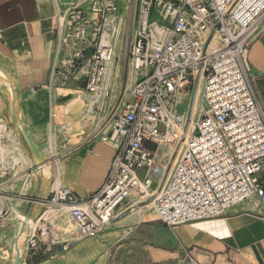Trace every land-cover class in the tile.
Returning a JSON list of instances; mask_svg holds the SVG:
<instances>
[{"label":"built area","instance_id":"2783aa9c","mask_svg":"<svg viewBox=\"0 0 264 264\" xmlns=\"http://www.w3.org/2000/svg\"><path fill=\"white\" fill-rule=\"evenodd\" d=\"M95 5L101 14L119 11L115 0H95ZM83 17L78 11L74 19ZM263 22L264 0H138L129 52L136 80L129 101L121 110L113 108L94 136L116 150L107 181L85 200L57 182L40 204L66 209L82 239L107 231L132 198L150 202L155 217L149 222L168 228L220 219L254 197L264 213V108L249 63ZM64 37L60 27L58 57ZM113 54V41L103 40L95 56L81 52L71 61L56 60L47 89L67 86L88 66L82 74L87 92L93 99L109 95L102 87ZM189 116L195 118L189 138L163 185L154 174L159 147L167 143L169 130L181 138L173 128L180 126L183 133ZM35 232L27 242L34 259L42 246Z\"/></svg>","mask_w":264,"mask_h":264},{"label":"crops","instance_id":"0c3cea01","mask_svg":"<svg viewBox=\"0 0 264 264\" xmlns=\"http://www.w3.org/2000/svg\"><path fill=\"white\" fill-rule=\"evenodd\" d=\"M136 7L137 17L138 0ZM60 12V5L55 0H0V71L14 83L18 117L22 114L25 120L34 112H42L48 103L51 113L50 143L55 110L64 107L62 116L65 124L61 131L65 137L57 140V136L56 139V146L61 152L56 163L59 174L55 172L48 194V182L35 179L32 194L47 199L54 185L59 182L78 199L85 200L105 185L116 150L100 138L88 135L79 125L84 108L81 80L74 79L68 86L51 92L47 89L54 63L64 58L63 54L58 57L56 53L57 30L63 25ZM249 63L254 88L264 108V22L259 37L251 47ZM10 96L8 88H0V117L8 125L12 121ZM26 128L28 132L32 130L34 136L35 143L31 139V147L26 139L24 143L16 128L15 132L18 135L16 139L30 159L28 149L33 152V143L44 153L45 123L44 127H40L31 126L28 122ZM67 128H71V132L67 133ZM20 129L23 130L22 127ZM8 144L9 150L14 147L10 140ZM8 186L12 188L11 184ZM17 188L20 186L12 189ZM30 203L22 206V213L25 217L28 214L37 217L43 206ZM142 205L132 198L117 211L116 219L110 225L112 232L107 234H118L119 238L111 236L112 243L102 252L111 250V255L113 249L126 253L132 249L139 250L149 254V264H264V213L257 197L236 206L220 219L179 226L172 230L144 226L149 221L143 220L145 209L141 216L140 209L147 207H140ZM12 213L11 210L0 211V232L2 228L13 230L19 224L11 219ZM143 234L148 235L145 244L136 237ZM5 243L8 244L2 242L0 247ZM91 252V248H72L69 252H59L41 246L40 254L35 259L29 251L26 252L24 264H88V257L93 256ZM0 264L13 263L2 258Z\"/></svg>","mask_w":264,"mask_h":264},{"label":"rangeland","instance_id":"374dc122","mask_svg":"<svg viewBox=\"0 0 264 264\" xmlns=\"http://www.w3.org/2000/svg\"><path fill=\"white\" fill-rule=\"evenodd\" d=\"M61 8V21H62V27L65 28V37L64 39H68L69 44H71V48L69 50H65L66 44L63 46V55L64 59L67 61H71L74 56L77 53L84 52L85 56L87 58L91 57L92 55H96L97 46L101 41L104 40L105 35L109 36V40L113 41L114 44V54H113V62L111 63L110 67V73L108 77V85H111L106 89L104 86L102 87L104 91H107L109 95H100V98H92L94 94L87 92V82H85V79L83 77V73L85 74L89 71V67L86 66L84 71L77 76L78 80H81L84 89L83 91V99H84V108L82 111L80 124L82 126V130L87 132V134H91L92 137L96 136L99 131H101L104 123L107 121L108 116L110 115L113 108H117L119 106L120 110L123 108V105H125L126 101H129V88L131 85L135 82L136 76L134 72L131 69L130 62H129V52L130 47L133 41V38L135 36V18H136V2L137 0H115L119 11L117 13H108V14H101L98 12V8L95 5V0H55ZM78 11H82L84 13V17L80 20H76V15ZM109 19L114 20V24ZM84 22H86L84 24ZM65 25V27H64ZM85 28V34H82V29ZM58 44V42H57ZM93 49H91V47ZM87 51V52H85ZM95 70V69H94ZM132 74V76H131ZM71 83V82H70ZM69 83V84H70ZM68 84V85H69ZM67 85V86H68ZM5 87L8 88L11 96L10 100L12 102V89L14 88L13 81L8 78L4 73L0 71V88ZM66 87V86H64ZM64 87H57V89H61ZM12 97V98H11ZM63 108L61 109L56 108L53 122L54 124V130L55 135L54 137L51 134V143L49 138V132H50V123H51V113L48 109V103L46 106H44V109H42V112H34L32 113V116H29L27 118H24L21 116L22 114H19V117L17 119V122L20 124V127L25 129L26 123L30 122L31 126H40L44 127L45 123V135H46V141L45 146L43 148L44 153L42 152L44 159L47 161V164H43L39 160H37V157L35 153H31L33 158H30V165L26 167H22V170H24V173L26 175L24 178L20 179V181L13 180V177H11L10 174V168L9 170H3L5 168H2L0 166V197L8 199V204L10 203V200L12 204H15L17 201H22V206L27 203L31 202L30 204H40V198L39 196H35L32 194V189L35 185L30 184L28 185L32 180L35 181V179L48 182V189L46 191V194L49 193L50 187L53 184V179L55 175V165L59 159L60 150L56 146V139L58 136V139H63L65 137V133H62L61 127L64 123V116H62ZM184 114V113H183ZM12 121H9L10 127L13 129L14 132V138L16 139V136L18 138V135L16 134L15 130V120L13 116L10 114ZM1 118V117H0ZM3 121L4 119L1 118ZM28 120V121H27ZM195 121V118L193 117L192 121ZM5 122V121H4ZM6 123V122H5ZM191 123V116L187 119V122L183 126V134L181 138H178L175 135H172V139L167 141V143L162 144L159 147L158 151V165L154 171L155 177L159 180H163V185L167 182L171 168L173 167V164L175 163V156H177L183 149V139L184 135L189 130V125ZM8 129L11 130L9 125ZM56 125V126H55ZM32 129V128H31ZM192 129V128H191ZM190 129V130H191ZM64 130V129H63ZM66 132H71V128L65 129ZM60 131V132H58ZM107 132V130H105ZM29 137L34 141V136H32V130L29 132L27 131ZM16 135V136H15ZM4 139V140H3ZM3 137L2 138V144L0 145L5 150V154L8 155L9 150V144L8 139ZM31 139H29V145L31 147ZM17 140V139H16ZM18 141V140H17ZM19 142V141H18ZM55 144L56 151L55 156L52 158V155L50 153V147L51 145ZM3 145V146H2ZM182 147V148H181ZM32 150V149H31ZM174 154V157L170 159L171 154ZM35 161V163H34ZM169 165V169H165L166 165ZM29 168V175H27V169ZM17 171L19 170V167L16 168ZM20 170V171H22ZM5 172V173H4ZM31 176V177H29ZM7 184H11L12 188L20 186V188L12 189L11 187H7ZM36 184V181H35ZM4 185V186H3ZM32 187V188H31ZM32 198V199H31ZM136 201V200H135ZM10 203V204H11ZM149 205V206H148ZM144 212L141 211V216L143 212V220L145 222L152 220L155 215L153 211V207L148 203H144L140 207H145ZM61 210V208H55V207H41V211L39 212V215L37 217H26L28 219V222H24L21 219H12L13 221H18L19 224L16 226L15 229H5L2 228V232H0V244L2 242H7L8 244L2 245L0 247V259L2 258L8 260L11 263H15V256L20 255L21 261H23V264L25 263V254L28 251L27 248V242L30 236H32L34 231L38 226L40 228H37V231L35 234L39 237L41 240L42 246L49 247L51 246L54 250L59 252H69L72 248L76 249H90L92 250L91 254L93 256H89L88 258L90 261L88 264H97L99 256H102L103 249H106V247L112 243L111 236H118L119 235H108L107 233L112 232V229L110 228L108 231L103 232L104 234L94 237V238H81V235L79 233L77 225L72 221L70 216L66 214V212H60L58 210ZM6 210V206L0 203V211ZM13 212V211H12ZM53 213V216H50V214ZM62 215L64 219L66 220L62 221L58 219L57 215ZM13 215V213H12ZM24 215V214H23ZM12 217V216H11ZM30 220H33L36 228L35 230H29V233H27V227ZM41 220V223L40 221ZM63 223V224H62ZM69 224H72V227H74L75 232L73 233L74 237L73 239L70 238H62V235L65 233H68L67 226ZM69 225L68 227H70ZM144 226H147V228H156V229H169L167 226L159 223V222H147L144 223ZM44 227V228H43ZM171 229V228H170ZM172 230V229H171ZM43 231H47L49 234V237L47 240L43 239ZM27 233V234H26ZM54 237H58V241L56 240V243L53 240V234ZM56 235V236H55ZM148 235H140L136 236L139 242H143L144 244L148 242L147 239ZM62 238V239H60ZM76 239H80L75 241ZM116 239V240H117ZM115 240V241H116ZM66 243H63V242ZM45 242V243H43ZM114 242V241H113ZM53 244V245H52ZM79 245V246H78ZM4 246V247H3ZM9 247V248H8ZM64 249V250H62ZM133 250L129 253H126L125 251H116V249H113V253L109 256L108 255V261L107 264H149V254L146 252H142L137 250ZM23 252V257H22ZM111 253V250H110ZM97 258V259H96ZM106 261V260H105ZM22 263V262H21ZM106 264V263H104Z\"/></svg>","mask_w":264,"mask_h":264},{"label":"bare ground","instance_id":"6f19581e","mask_svg":"<svg viewBox=\"0 0 264 264\" xmlns=\"http://www.w3.org/2000/svg\"><path fill=\"white\" fill-rule=\"evenodd\" d=\"M108 21H110L112 23L114 22V20H112V19H109ZM64 27H65V25H64ZM107 40H109V36L105 35L104 41H107ZM65 41H66V46L64 48H65V50H69L72 46H71V44H69L67 38L65 39ZM113 60H114V58L110 62V67H111V63L113 62ZM109 73H110V68H109V72H108V77H109ZM131 76H132V74H131ZM108 77H107L106 82L104 83V87L106 89H108V87L110 86V85H108ZM200 93H201V89L198 88V90L196 92V97H195L194 111H195V108L197 107V103H198ZM12 96H13V93H12ZM54 105H55V101H54ZM54 124H55V122H53L52 131H51V134L53 137L55 135ZM191 127H192V120H191V123L189 125V130L184 136L183 145L187 142V140L189 138ZM173 130H175V132H177L179 135L181 134V136H182L183 133L181 132L180 126H174ZM172 135H173L172 130H169V132H168V140L169 141L172 139ZM3 137H5L8 140H10L11 142H13L14 147L12 149L10 148V151H8V155H6L3 147L0 146V166H2V168H5L3 170H6V168H7V170H9V168H10V174H11V177H13V180L15 179L16 181H20V179L24 178V176L26 175V173H24V170H22V167L24 168L26 166H29L31 162H30V159L27 156L25 150L21 146V144L14 138L13 130L12 129L9 130L6 123L0 118V143H1V139ZM32 149H33V152L35 153V155L37 157V160H39L43 164H47V161L44 159L42 152L38 149V147L34 143L32 144ZM55 149H56V147H55V144L53 143V145H51V147H50V153L52 155V158L55 156V154H54ZM17 167H19L18 171L16 169ZM20 170H22V171H20ZM30 184L35 185V181L32 180L28 185H30ZM8 202H9L8 199L0 197V203L3 204L4 206H6V210L13 211V215L11 217L13 220L19 218L24 222L25 221L28 222V219L22 213V201H17L15 204H12V203L8 204ZM10 202H13V201L10 200ZM147 207H145V208H147ZM145 208H142V209L139 208V209L142 211ZM58 211H60V212L65 211L66 214H68L66 209H61V210L59 209ZM50 216H53V213H51ZM56 217L62 221L66 220V218L64 219V217L61 214L57 215ZM69 225H71V226L68 227ZM68 226L66 227L68 230V233L63 234L62 238L66 237V238L73 239V237H74L73 233L75 232V229H74V227H72V224L68 223ZM35 228H36V225H35L34 221L30 220L28 223V227H27L26 232L29 233V230L33 231V230H35ZM52 235H53V240L56 243V240L58 241V237L56 235H55L56 237H54V233ZM48 237H49V234L47 233V231H44L43 239L45 238L44 240H47ZM62 238H60V239H62ZM77 240H80V239H76L75 241H77ZM63 243H66V242L64 241ZM109 254H110V250H105V252L102 253V256H99L97 264H104L105 260H107V257ZM16 256H20V255H16ZM22 257H23V252H22ZM20 258H21V256H20ZM20 264H23V263L20 262Z\"/></svg>","mask_w":264,"mask_h":264},{"label":"water","instance_id":"95a60500","mask_svg":"<svg viewBox=\"0 0 264 264\" xmlns=\"http://www.w3.org/2000/svg\"><path fill=\"white\" fill-rule=\"evenodd\" d=\"M12 93H13V98H12V116H13L15 122H16L15 128L17 129L19 134H21V138L24 141V143H25V139H26V141H27V143L29 145V139H31V138L29 137V135H28V133H27V131L25 129H23V128H22L23 130L20 129V126L18 125V122H17V119H18V113H17V107H16L17 98H16V93H15L14 88L12 89ZM27 149H28V147H27ZM28 153H29L30 158H33L31 152L29 151V149H28ZM34 163H35V161H34ZM26 217L27 218L30 217V214H28ZM62 250H64V249H62ZM20 262H21L20 256H15V263L14 264H20Z\"/></svg>","mask_w":264,"mask_h":264}]
</instances>
